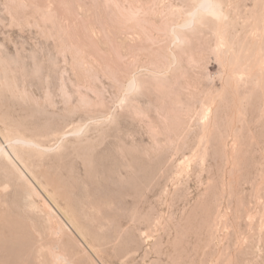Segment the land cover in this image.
Listing matches in <instances>:
<instances>
[{
    "label": "rangeland",
    "instance_id": "rangeland-1",
    "mask_svg": "<svg viewBox=\"0 0 264 264\" xmlns=\"http://www.w3.org/2000/svg\"><path fill=\"white\" fill-rule=\"evenodd\" d=\"M0 264H264V0H0Z\"/></svg>",
    "mask_w": 264,
    "mask_h": 264
}]
</instances>
